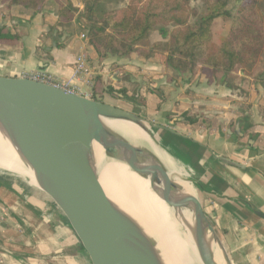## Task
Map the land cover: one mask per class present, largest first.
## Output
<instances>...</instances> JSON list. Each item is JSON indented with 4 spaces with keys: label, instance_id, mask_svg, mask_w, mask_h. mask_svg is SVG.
<instances>
[{
    "label": "crops",
    "instance_id": "obj_1",
    "mask_svg": "<svg viewBox=\"0 0 264 264\" xmlns=\"http://www.w3.org/2000/svg\"><path fill=\"white\" fill-rule=\"evenodd\" d=\"M69 1L78 8L76 16L69 27L53 32L49 30L57 22L55 0L37 12L0 3V27L12 35L0 40V76L19 77L24 71L42 70L59 81H70L89 98L99 87L112 86L117 92L125 88L129 99L110 95L160 127V137L188 154L184 158L198 174V181H193L198 200L230 264H264L263 73L255 70L252 76H244L240 72L241 79L230 89L208 82L207 69L174 75L156 57L136 61L139 66L129 63L134 55L100 60L81 37L85 26L82 1ZM113 2L119 1L106 3L105 9ZM153 37L152 42L161 40L155 32L150 40ZM56 41L62 46L56 47ZM79 54L87 59L88 75L74 77ZM116 65L124 71L118 69L114 75ZM140 69L152 78L148 87L142 85ZM133 82L136 85L130 91ZM0 264L91 262L45 193L0 174Z\"/></svg>",
    "mask_w": 264,
    "mask_h": 264
},
{
    "label": "water",
    "instance_id": "obj_2",
    "mask_svg": "<svg viewBox=\"0 0 264 264\" xmlns=\"http://www.w3.org/2000/svg\"><path fill=\"white\" fill-rule=\"evenodd\" d=\"M113 93L129 99L117 91ZM99 117L138 124L146 133L160 129L133 112L103 101L26 78L0 76V128L24 154L35 172L38 183L35 187L64 215L91 264H158L150 243L97 189L89 162L92 140L101 143L112 156L119 152L112 149L113 145L127 152L134 171L151 174L157 183L163 184L164 200L171 207L195 204L196 226L212 234L225 264H230L200 201L197 198L173 200L170 194L176 186L166 167L150 156L155 165L142 168L138 157L148 154L103 131ZM90 121L95 126L93 130H88ZM196 235L194 246L198 256L204 264H215L199 233Z\"/></svg>",
    "mask_w": 264,
    "mask_h": 264
},
{
    "label": "trees",
    "instance_id": "obj_3",
    "mask_svg": "<svg viewBox=\"0 0 264 264\" xmlns=\"http://www.w3.org/2000/svg\"><path fill=\"white\" fill-rule=\"evenodd\" d=\"M49 1L0 0V3L37 12ZM55 1L57 22L49 32L69 27L78 10L69 0ZM81 1L85 37L100 60L108 56L127 57L131 53L146 59L158 57L179 73L207 69L208 82L232 89L240 77L238 73L252 76L263 51L264 0H248L237 5L234 12L228 9V4L244 0H198L199 11L190 5V0H126L123 7L113 10H106L105 4L120 0ZM218 20L229 22V27L221 41L215 42L213 27ZM154 31L161 40H149ZM10 38L12 35L0 27V40ZM60 46L56 41V47ZM91 98L97 100L94 94Z\"/></svg>",
    "mask_w": 264,
    "mask_h": 264
},
{
    "label": "bare ground",
    "instance_id": "obj_4",
    "mask_svg": "<svg viewBox=\"0 0 264 264\" xmlns=\"http://www.w3.org/2000/svg\"><path fill=\"white\" fill-rule=\"evenodd\" d=\"M98 122L107 134L148 154L138 157L142 168L155 165L150 156L157 158L166 167L170 180L176 186L170 194L173 200L198 199V193L191 183L198 181V174L194 166L190 167L186 162L184 157H188V154L181 147L178 148L166 137H160V133L149 126L150 131L146 133L138 124L126 120L99 117ZM87 127L88 130L95 128L92 121L88 122ZM112 149L119 150L117 156L108 154L104 146L95 140L90 143L89 162L97 181V189L150 243L152 256L158 264H204L194 246L197 232L214 263L225 264L222 251L214 242L212 234L196 226L195 204L184 208L171 207L164 200V186L161 182L157 183L151 174L134 171L129 154L115 145ZM0 174L23 181L27 177L30 184L38 185L35 172L26 157L1 128Z\"/></svg>",
    "mask_w": 264,
    "mask_h": 264
},
{
    "label": "rangeland",
    "instance_id": "obj_5",
    "mask_svg": "<svg viewBox=\"0 0 264 264\" xmlns=\"http://www.w3.org/2000/svg\"><path fill=\"white\" fill-rule=\"evenodd\" d=\"M247 2H248V0H244V1H242V2H231V3L228 4V9H229L231 12H234V10H235V8L237 7V5L242 4V3H247ZM125 3H126V0H120L119 2L109 3V4L106 5V9H107V10L118 9V8L123 7V6L125 5ZM190 5H191L192 7H194V8H196L197 11H199V10L201 9V2L198 1V0H190ZM260 8H261V5L259 4V5L257 6V9L260 10ZM193 21H194V18H191V22H193ZM228 27H229V22H225V21L218 20V21L216 22L215 26L213 27V40H214L215 42H220L221 39L223 38V36L226 34V32H227V30H228ZM154 32L157 34V36L159 35L157 31H154ZM154 32H152V33H154ZM152 33H151V34H152ZM151 34H150V35H151ZM84 35H85V30H84ZM85 38H86V37H85ZM151 39H152V40H150V38H149V40L152 42L153 39H154V37L151 38ZM160 39H162L161 36H160ZM130 55H134V56H133V59L129 62V63H131V64L134 65V66H139V64H137L136 61L141 60V59H146V58H143L142 56L138 55V53H131ZM130 55H129V56H130ZM129 56H127V57H129ZM122 58H123V57H122ZM153 58H154V57H153ZM148 59H149V58H148ZM148 59H146V60H148ZM157 59H158V61H161L160 58L157 57ZM134 60H135V61H134ZM153 60L157 61L156 59H153ZM165 67H166V70H171V71H173L174 75H175L176 73H178L177 71L172 70L171 68L167 67L166 65H165ZM118 69H121L122 71H124V69L122 68V66L116 65V67H114V72H113L114 75H117V71H120V70H118ZM255 70L258 71V72L261 71L260 73H263V72H264V47H263L262 54H261V56H260V58H259V61H258L257 65H256ZM255 70H254V71H255ZM207 72H208V71H207ZM140 74H141V78H140V79H141L142 85L148 87V86L150 85V83H151V79H152V78L148 75V73L141 71V69H140ZM178 74H180V75H183V74L188 75L189 72H183V73H178ZM123 75H124V74H123ZM172 75H173V74H172ZM193 75H194V74H193ZM193 75H191V76H193ZM207 76H209L208 73H207ZM240 79H241V77H240ZM209 80H210V79H209ZM131 84H132V86H130V88H129L130 91H132V89H133V87L136 85V83L133 82V83H131ZM120 89H122V88H120ZM120 89H119V90H120ZM123 89H124V91H125V88H123ZM119 90H118V92H119ZM113 91H116V90H115L112 86H111V87H107V88H105V89H103V90H100V87H99V88L97 89V92L94 93V95H95V97L97 98V100H99V101H100V100L103 101V100L105 99V100H107L109 103H117L118 106L120 105V107H124V108H126V110H129V111L133 112L134 114H136V113L134 112V109H132V107L117 102L116 97H115L114 95H110V93L113 92ZM125 92H126V91H125ZM119 93H120V92H119ZM122 94H123V93H122ZM123 95H125V93H124ZM132 97H133V96H132ZM134 98H135V97H134ZM110 101H111V102H110ZM103 102H104V101H103ZM109 103H108V104H109ZM111 105H112V104H111ZM136 115H138V114H136ZM138 116H139V115H138ZM144 120H145V119H144ZM147 126H149V125L147 124ZM164 126H165V125H164ZM164 126H163V127H164ZM155 132H156V131H155ZM157 134H158V133H157ZM163 138L165 139V137H163ZM24 181L28 182L29 179H28L27 177H25ZM28 183H30V182H28ZM31 185H32V186H35V185H33V184H31ZM37 189H38V188H37Z\"/></svg>",
    "mask_w": 264,
    "mask_h": 264
},
{
    "label": "built area",
    "instance_id": "obj_6",
    "mask_svg": "<svg viewBox=\"0 0 264 264\" xmlns=\"http://www.w3.org/2000/svg\"><path fill=\"white\" fill-rule=\"evenodd\" d=\"M81 37L85 38V35L82 34ZM80 75H88L87 59L84 54H79L76 57L73 65V76L78 77ZM19 77L30 79L43 84H47L52 87L67 91L69 93L86 97V95L83 92H81L79 88L72 87L70 85V81L67 82L59 81L58 79H56V77L52 76L46 71H42V70L24 71L19 75Z\"/></svg>",
    "mask_w": 264,
    "mask_h": 264
},
{
    "label": "flooded vegetation",
    "instance_id": "obj_7",
    "mask_svg": "<svg viewBox=\"0 0 264 264\" xmlns=\"http://www.w3.org/2000/svg\"><path fill=\"white\" fill-rule=\"evenodd\" d=\"M117 107H119V108H121V109H124V110H126V108H124V107H120V106H117ZM127 111H129V110H127ZM131 112V111H130Z\"/></svg>",
    "mask_w": 264,
    "mask_h": 264
}]
</instances>
